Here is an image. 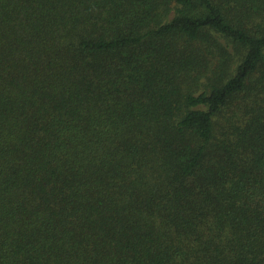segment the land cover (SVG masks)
<instances>
[{"label": "trees", "instance_id": "1", "mask_svg": "<svg viewBox=\"0 0 264 264\" xmlns=\"http://www.w3.org/2000/svg\"><path fill=\"white\" fill-rule=\"evenodd\" d=\"M0 264H264V0H0Z\"/></svg>", "mask_w": 264, "mask_h": 264}]
</instances>
